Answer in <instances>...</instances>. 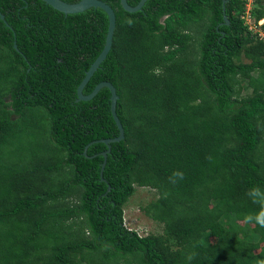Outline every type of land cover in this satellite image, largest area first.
Masks as SVG:
<instances>
[{"label":"trees","instance_id":"trees-1","mask_svg":"<svg viewBox=\"0 0 264 264\" xmlns=\"http://www.w3.org/2000/svg\"><path fill=\"white\" fill-rule=\"evenodd\" d=\"M101 1L116 29L83 93L111 83L125 131L103 178L111 92L77 90L108 15L0 0V264H260L264 228L244 217L259 211L248 190H264V0L252 24L248 0L225 14L222 0ZM137 188L154 192L143 211L162 234L125 226Z\"/></svg>","mask_w":264,"mask_h":264},{"label":"water","instance_id":"water-1","mask_svg":"<svg viewBox=\"0 0 264 264\" xmlns=\"http://www.w3.org/2000/svg\"><path fill=\"white\" fill-rule=\"evenodd\" d=\"M42 1L66 15L83 13L92 7L101 8L108 15L109 26H108V32L106 36L104 49L99 55V57L96 59V61L92 64L90 69L87 71L85 78L82 80L77 90L79 101H89L93 99L99 93V91L104 87L109 88L111 92V112L115 120L116 126L119 129V136L116 138L106 139L104 141H101L108 146V150L102 153V155L105 158L101 170L102 172L101 176L103 178V170L107 163V156L111 152V143L120 142L125 138V131L123 125L116 113L118 96L115 87L109 82H102L98 84L89 95H84L83 91L86 85L88 84V82L90 81V79L92 78V76L94 75V73L98 70L102 62L106 59L112 48L113 37L116 29V13L109 4L101 0H80L77 3H67L63 0H42ZM147 1L148 0H141L135 7H132L129 5L128 0H121V6L125 11L129 13H135L142 10ZM222 1H223V7H224L223 9L225 14V4L228 2V0H222ZM0 17L2 20H4L5 18V16L1 13V11H0ZM224 20H225V24L228 25L229 19L226 15H224Z\"/></svg>","mask_w":264,"mask_h":264},{"label":"rangeland","instance_id":"rangeland-1","mask_svg":"<svg viewBox=\"0 0 264 264\" xmlns=\"http://www.w3.org/2000/svg\"><path fill=\"white\" fill-rule=\"evenodd\" d=\"M251 27L256 29V31H261L259 28H255L254 25H251ZM154 198V192L150 191L149 189H136V193L124 208V223L128 229L134 230L142 236H147L149 234H162L163 225L153 221L143 211V207L147 206V204Z\"/></svg>","mask_w":264,"mask_h":264},{"label":"clouds","instance_id":"clouds-1","mask_svg":"<svg viewBox=\"0 0 264 264\" xmlns=\"http://www.w3.org/2000/svg\"><path fill=\"white\" fill-rule=\"evenodd\" d=\"M260 22H263V20H261ZM260 22L259 25H262L263 23L260 24ZM127 23L131 24L132 21L128 20ZM262 36L264 37V33H262ZM158 72L159 70H157V74ZM173 176L183 178V173L174 172ZM247 195L253 203L259 206V211L247 214L244 217L245 222L249 224H255L260 226L261 228H264V190H262L259 186H254L248 190ZM193 258L194 254H189L187 256L188 261H191ZM260 264H264V261H261Z\"/></svg>","mask_w":264,"mask_h":264},{"label":"built area","instance_id":"built-area-1","mask_svg":"<svg viewBox=\"0 0 264 264\" xmlns=\"http://www.w3.org/2000/svg\"><path fill=\"white\" fill-rule=\"evenodd\" d=\"M252 3H253V0H248L247 10H246V13L244 15L246 21L249 23H251L250 16H251V10H252ZM262 23L263 22H260V24H262Z\"/></svg>","mask_w":264,"mask_h":264}]
</instances>
